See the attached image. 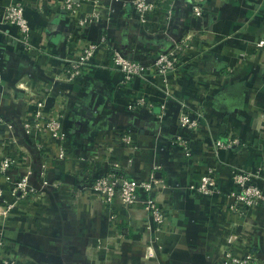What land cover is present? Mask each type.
<instances>
[{
	"label": "crops",
	"instance_id": "0c3cea01",
	"mask_svg": "<svg viewBox=\"0 0 264 264\" xmlns=\"http://www.w3.org/2000/svg\"><path fill=\"white\" fill-rule=\"evenodd\" d=\"M16 1L26 4L31 50L23 48L19 28L1 18ZM129 1L104 0L97 20L90 3L72 13L62 0H0V113L16 128L0 126V160L14 155L31 165L38 193L16 201L0 174L4 199L15 204L0 233L20 249L22 264H225L220 251L233 234L236 254L250 250L264 263V204L242 217L230 210L226 194L191 190L213 166L229 192L234 165L257 170L264 190V48L256 46L264 37V0H206L201 17L190 0H149L156 7L147 22L137 20ZM102 35L142 65L173 49L180 65L166 80L157 73L127 80L99 51L81 77L67 80L81 42ZM142 94L166 101V113L129 109ZM42 98L45 111L61 122L65 158L49 138L22 127ZM183 102L204 111L201 130L192 135L178 129ZM179 133L190 139L191 158L173 144ZM121 134L134 142H123ZM227 134L240 137L243 148L216 151L214 140ZM109 169L162 180L149 197L169 214L163 233L153 229L143 195L128 210L115 200L112 211L95 195L92 180ZM149 246L157 256L147 254Z\"/></svg>",
	"mask_w": 264,
	"mask_h": 264
},
{
	"label": "built area",
	"instance_id": "2783aa9c",
	"mask_svg": "<svg viewBox=\"0 0 264 264\" xmlns=\"http://www.w3.org/2000/svg\"><path fill=\"white\" fill-rule=\"evenodd\" d=\"M104 0H62L65 9L74 13L84 4L90 3L93 7L92 17L100 19V8ZM192 12L195 17H201L205 13L204 5L206 0H190ZM133 6L137 20L147 22V12L153 10L156 6L149 0H130ZM26 4L23 1H16L6 7L1 18L7 23L16 25L20 30V42L23 48L31 50L33 44L31 41V25L25 14ZM257 48H264V37H260L256 43ZM102 51L112 57L114 65L119 68L127 80L136 76L146 75L147 73H157L166 80L167 75L176 70L180 65V60L176 49L160 53L155 62L151 65H142L130 55L121 53L107 39L105 35L97 41L83 40L80 45L78 57L70 61L67 68L66 77L69 81H74L81 77L85 69L90 65L96 53ZM171 91L166 90V95ZM44 98L37 103V110L30 117L26 116L22 121V127L27 135L45 136L54 142L60 149V158H65V134L62 131V125L59 117L51 112L45 111ZM128 108L133 111L155 112L163 116L166 113V101H162L157 108L153 100L148 99L145 94L135 97L128 103ZM204 111L192 103L183 102L178 119V129L187 132V135L195 134L201 130ZM7 125L11 132L16 131L15 125L5 115L0 113V126ZM187 135L177 134L173 139V144L178 152L185 158H191L192 147ZM17 138V136H15ZM121 139L125 143H133L130 134H122ZM244 142L240 137L227 134L224 138H216L213 145L217 150H234L243 148ZM23 169L16 177L11 174L13 169ZM261 168L264 169V153L262 157ZM32 167L29 164L18 163L14 155H5L0 160V174L11 186V192L16 201L26 200L37 196V191L31 182L30 175ZM40 178L46 179V165H42ZM231 179L234 187L229 192H224L218 183L216 169L209 166L203 171L197 183L192 184L191 190L201 195L226 194L232 199L229 208L239 216H245L257 207L264 204V190L258 183L259 172L252 167L234 165L231 169ZM46 184V181L43 182ZM162 180L151 173L149 177L135 180L125 173H117L111 169L105 171L102 175L94 178L91 182V189L96 196L100 197L103 203L112 211L113 202L118 200L124 209L133 208L141 195L145 197L144 208L149 214L153 229L158 233L165 231V225L168 220V212L160 205H157L153 198L149 197L155 189L162 187ZM15 204H11L4 199L3 190L0 188V221L6 222L12 216V210ZM112 217H115L113 214ZM150 225V222L148 226ZM167 226V225H166ZM237 235L233 234L227 238V243L221 248L223 262L225 264H264L250 250L243 255L236 254L233 249ZM155 247H148L149 256H157ZM23 257L20 249L11 240L0 233V264H22Z\"/></svg>",
	"mask_w": 264,
	"mask_h": 264
},
{
	"label": "trees",
	"instance_id": "16d2710c",
	"mask_svg": "<svg viewBox=\"0 0 264 264\" xmlns=\"http://www.w3.org/2000/svg\"><path fill=\"white\" fill-rule=\"evenodd\" d=\"M162 102H160L159 104L155 103L156 104V107L158 108L160 105H161ZM122 135V134H121ZM119 173V172H118ZM5 237H7L6 234H4ZM8 238V237H7Z\"/></svg>",
	"mask_w": 264,
	"mask_h": 264
}]
</instances>
